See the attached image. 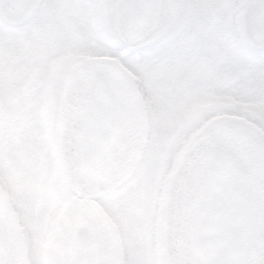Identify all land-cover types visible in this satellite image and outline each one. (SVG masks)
Masks as SVG:
<instances>
[{"label":"flooded vegetation","instance_id":"1","mask_svg":"<svg viewBox=\"0 0 264 264\" xmlns=\"http://www.w3.org/2000/svg\"><path fill=\"white\" fill-rule=\"evenodd\" d=\"M150 1L155 15L174 21L180 14V28L188 24L193 30L175 53V62L162 56L149 81L124 59V50L109 53L80 31L82 7L101 6L95 9L94 22L103 27V6L119 5V0H0V264H68L70 254L94 252L95 264H126L133 245L140 264H167L164 214L170 185L159 187L157 205L137 233L135 226L122 231L104 202L79 191L67 177L65 133L75 123L77 73L88 65L110 63L119 69L137 103L136 115L162 113L178 95L190 98L198 85L191 114H212L197 129L233 123L264 154L260 60L249 62L240 55L224 63L202 56L194 46L220 18L252 15L259 1ZM46 8L53 14L39 16ZM49 28L60 39L66 37L68 45L45 69ZM183 49L189 50L187 55ZM221 81L222 87L213 86ZM195 141L193 133L182 144L172 138L176 150L167 178ZM80 226L89 234L77 236Z\"/></svg>","mask_w":264,"mask_h":264},{"label":"clouds","instance_id":"2","mask_svg":"<svg viewBox=\"0 0 264 264\" xmlns=\"http://www.w3.org/2000/svg\"><path fill=\"white\" fill-rule=\"evenodd\" d=\"M99 5L84 6L77 22L86 40H94L95 46L108 49L112 53L124 50V59L134 70L139 69L142 79H151V70L155 63L164 55L170 62H175V53L181 50L182 43L193 30L192 25L185 24L180 28V14L174 21H169L163 14L152 17L142 29H137L129 20L123 5L103 6L106 11V23L98 27L94 22L95 9ZM147 5L139 6L141 13ZM51 9H42L41 17L52 15ZM167 25L166 30L162 26ZM154 39H150L153 37ZM49 46L42 63L47 66L61 55L68 41L65 37H57L54 29L48 30ZM202 56L219 60L224 63L234 61L238 56H244L249 62L260 60L264 70V30L257 28L251 13L233 16L231 20L220 18L213 30L200 35L194 42ZM188 49H183L184 55ZM87 72V66L84 69ZM77 86L83 87L81 77L76 78ZM214 87H222L223 82H216ZM100 92L106 93L107 86L97 85ZM199 86H194L190 98L178 95L170 107L155 115H136L135 106L124 105V115L127 121L125 135L113 145H95L83 158L87 175L79 172L80 161L74 173L79 181V189L104 202L110 209L114 220L122 231H128L135 226L137 233L143 219L151 215L157 205V190L162 184L173 187V232L168 249L172 264H220L211 259L212 253L207 247L212 237V230L197 233L182 225L184 216L185 188L194 173L203 172L210 185H215L223 175L227 163H235L248 152V145L238 134H225V128L235 132L233 123L220 122L206 129L186 154L184 164L178 169L174 178H167L176 147L172 138L182 144L204 120L212 114L207 110L196 115L191 114L195 95ZM214 162L209 165V161ZM225 183V190L232 187ZM264 239V234H262ZM199 242L200 256L185 260L187 253ZM138 249L132 248V255L126 264H140L135 257Z\"/></svg>","mask_w":264,"mask_h":264},{"label":"water","instance_id":"3","mask_svg":"<svg viewBox=\"0 0 264 264\" xmlns=\"http://www.w3.org/2000/svg\"><path fill=\"white\" fill-rule=\"evenodd\" d=\"M258 1L259 7L252 13V18L257 28L264 30V0ZM150 2L119 0V5L126 6L129 20L137 29H142L152 17L157 16ZM144 5L148 7L141 13L139 6ZM84 69L77 73L84 86H77L76 89L75 123L70 125L71 130L65 133L69 139L65 153L69 164L67 177L76 183L79 191V181L74 173L77 160L80 161L79 172L87 175V168L83 163L87 151L95 145L117 143L127 131L124 105L132 104L135 110L137 108L132 92L115 65L96 63L88 65L87 72ZM99 84L107 86L106 93L98 90ZM225 134H238L248 145V152L235 163H227L223 175L217 179L215 185L208 183L203 172L191 176L185 188L184 216L181 223L197 233L211 228L212 237L207 247L212 253L210 258L218 260L220 264H264V154L243 133L225 128ZM193 145L181 158L172 178L184 164L185 156ZM213 162L210 160L209 165ZM229 181L233 186L225 190V183ZM172 197L173 187L169 186L164 214L167 264H172L168 252L174 223ZM85 233L89 234V230L80 226L77 236L84 237ZM199 256L200 247L197 242L187 253L185 260ZM68 264H95V252L91 256L70 254Z\"/></svg>","mask_w":264,"mask_h":264},{"label":"rangeland","instance_id":"4","mask_svg":"<svg viewBox=\"0 0 264 264\" xmlns=\"http://www.w3.org/2000/svg\"><path fill=\"white\" fill-rule=\"evenodd\" d=\"M109 53H112V52L109 51ZM114 54H115V53H114ZM2 56H5V55H2ZM205 130H206V129H203V130L201 131L200 129H196V130L193 132V134H194V138L199 137L202 133H204Z\"/></svg>","mask_w":264,"mask_h":264}]
</instances>
